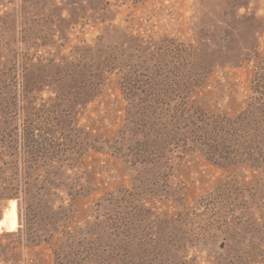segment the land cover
<instances>
[{
	"label": "rangeland",
	"instance_id": "374dc122",
	"mask_svg": "<svg viewBox=\"0 0 264 264\" xmlns=\"http://www.w3.org/2000/svg\"><path fill=\"white\" fill-rule=\"evenodd\" d=\"M12 204L0 264H264V0H0Z\"/></svg>",
	"mask_w": 264,
	"mask_h": 264
},
{
	"label": "bare ground",
	"instance_id": "6f19581e",
	"mask_svg": "<svg viewBox=\"0 0 264 264\" xmlns=\"http://www.w3.org/2000/svg\"><path fill=\"white\" fill-rule=\"evenodd\" d=\"M13 204L10 206L9 211H6L7 213L0 220V229L5 228L8 231H14L17 228L15 206Z\"/></svg>",
	"mask_w": 264,
	"mask_h": 264
}]
</instances>
